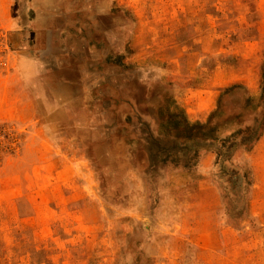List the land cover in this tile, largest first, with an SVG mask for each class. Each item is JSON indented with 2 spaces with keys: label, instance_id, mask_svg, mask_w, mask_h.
Returning <instances> with one entry per match:
<instances>
[{
  "label": "rangeland",
  "instance_id": "obj_1",
  "mask_svg": "<svg viewBox=\"0 0 264 264\" xmlns=\"http://www.w3.org/2000/svg\"><path fill=\"white\" fill-rule=\"evenodd\" d=\"M72 2L58 0L45 29L32 0H0V264H264V125L217 155L244 134L245 107L264 105V0H107L121 65H155L176 102L198 89L226 114L243 106L237 128L196 151L174 142L167 157L148 147L147 88L108 101L56 73Z\"/></svg>",
  "mask_w": 264,
  "mask_h": 264
},
{
  "label": "crops",
  "instance_id": "obj_2",
  "mask_svg": "<svg viewBox=\"0 0 264 264\" xmlns=\"http://www.w3.org/2000/svg\"><path fill=\"white\" fill-rule=\"evenodd\" d=\"M32 2L40 15L45 16V29L51 25L52 29H56V18L51 19L50 16L56 17L58 0H32ZM103 6L106 9L104 14L101 13ZM73 8L72 13L77 22L75 34L62 37L61 31L56 32V73L58 72L65 80L63 82L65 85L77 87L85 85L89 87L90 92H93L94 87L99 86L102 95L110 94L106 96L111 98H107L108 101L120 95L123 96L122 102L126 101L125 95L130 94L131 86L147 88L145 91L147 96L141 99L143 103L137 108L150 110L155 115L154 124H151L154 129L151 128L148 132L149 148H155L164 157L173 156L174 142L187 143L189 149L196 151V149L204 148L206 141L219 138L222 134L238 127L240 114L237 108L240 111L243 106L240 108L236 106L234 111L226 114L223 109L225 99L218 96L215 100V94L211 97L210 92L198 89L188 90L185 96L180 97L176 102L172 77H170L171 86L162 87V84H157L159 80H162L159 77L162 74L158 75L155 72V65H151V68L137 63H131L134 64L131 68L121 65L119 61L125 62L124 36L118 29L110 31L109 25L102 24V22H109L107 0H74L70 10L73 11ZM113 27L115 28L114 25ZM36 61L40 62V59ZM131 61L136 62L135 59ZM164 76L167 79L169 75ZM129 77L136 80L135 84L130 82ZM247 101L248 97L245 98V103ZM205 104H208L207 111L204 109ZM184 106L190 108L184 109ZM119 108L120 105L117 106V109ZM245 108L249 112L250 122L258 118L257 110L253 106ZM140 120L143 124L144 119L140 117ZM250 122L248 126H245L244 131L253 128ZM145 141L142 140L144 143ZM211 160L212 156H204L200 161H194L193 167L203 170L208 167Z\"/></svg>",
  "mask_w": 264,
  "mask_h": 264
},
{
  "label": "trees",
  "instance_id": "obj_3",
  "mask_svg": "<svg viewBox=\"0 0 264 264\" xmlns=\"http://www.w3.org/2000/svg\"><path fill=\"white\" fill-rule=\"evenodd\" d=\"M255 108V107H254ZM259 122L257 128H248L244 131V134L239 137L238 142H233L230 145H226L225 143L220 146L217 150V155L219 158L223 156V152L225 150L235 149L240 146H246V144H251L252 142H256L261 135L262 125H264V105H262L261 111L258 113ZM208 142V141H206Z\"/></svg>",
  "mask_w": 264,
  "mask_h": 264
},
{
  "label": "bare ground",
  "instance_id": "obj_4",
  "mask_svg": "<svg viewBox=\"0 0 264 264\" xmlns=\"http://www.w3.org/2000/svg\"><path fill=\"white\" fill-rule=\"evenodd\" d=\"M77 13V12H76ZM41 22H38V24H40ZM30 63L31 65L35 66V70L36 72L38 73L39 77L42 78V79H46L48 81V75L45 73L44 74V71L42 68H40V66H38V64H32L31 62H28ZM103 75V74H102ZM50 83V82H48ZM77 83V82H76ZM51 84V83H50ZM47 86V85H46ZM38 92V91H37ZM40 92H38L39 94Z\"/></svg>",
  "mask_w": 264,
  "mask_h": 264
}]
</instances>
